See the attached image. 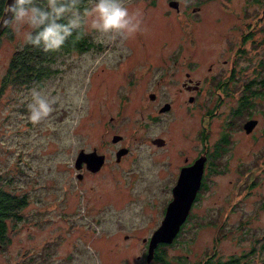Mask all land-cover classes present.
I'll use <instances>...</instances> for the list:
<instances>
[{
	"label": "rangeland",
	"instance_id": "1",
	"mask_svg": "<svg viewBox=\"0 0 264 264\" xmlns=\"http://www.w3.org/2000/svg\"><path fill=\"white\" fill-rule=\"evenodd\" d=\"M201 1V11H193L192 1L182 12H169V2L159 0L142 16V30L127 37L98 32L85 15L81 27L93 42L90 48L58 49L41 84L1 91L0 185L27 193L29 202L23 219L9 222L10 241L0 246V264H162L147 262L143 238L161 223L179 166L203 144V131L211 146L227 135L229 143L222 144L227 150L211 158L207 186L166 256L173 263L196 264L217 249L223 259L236 254L243 264H264V97L239 118L231 112L264 58V0ZM92 3L87 0V8ZM141 4L135 3L143 10ZM184 21H196L195 39L185 37ZM22 44V33L12 28L0 35V87ZM182 44L191 54L181 51ZM222 59L229 61L209 72ZM231 60L232 85L217 90L209 74L227 77ZM187 71L209 82L192 101L179 89ZM118 85L132 91L131 98L123 116L113 119L115 127L105 132L127 134L131 151L121 164L123 177L97 178L102 183L95 188L77 186L72 149L95 144L104 132L88 96ZM33 89L57 97L48 117L36 123L27 118ZM152 92L161 102L171 101V109L160 113ZM107 105L103 120L110 122L118 104ZM248 117L258 119L250 132L241 127ZM157 135L168 139L167 148L152 144ZM253 179L257 184L247 188Z\"/></svg>",
	"mask_w": 264,
	"mask_h": 264
},
{
	"label": "clouds",
	"instance_id": "2",
	"mask_svg": "<svg viewBox=\"0 0 264 264\" xmlns=\"http://www.w3.org/2000/svg\"><path fill=\"white\" fill-rule=\"evenodd\" d=\"M77 0H0V25H8L22 33L24 43L40 46L44 50H57L66 38L79 29L84 16H90V26L100 33L127 37L142 30L143 12L130 10L124 0H94L83 14L74 5ZM79 38V32H76ZM83 94L77 98L83 102ZM57 97L39 89L31 91L27 118L36 123L48 117Z\"/></svg>",
	"mask_w": 264,
	"mask_h": 264
},
{
	"label": "flooded vegetation",
	"instance_id": "3",
	"mask_svg": "<svg viewBox=\"0 0 264 264\" xmlns=\"http://www.w3.org/2000/svg\"><path fill=\"white\" fill-rule=\"evenodd\" d=\"M158 1L159 0H124L126 5L133 4V8H131V10L136 9L138 7L135 5V3L142 2V4L139 6H141L143 8V10H142L143 16L148 15V13H149L147 11L148 8H151V7L153 8V7L158 6V4H157ZM166 1L169 2L170 0H165V2ZM192 1H193L192 7L197 8L196 9L197 11H201L203 8V4H202L201 0L200 1L187 0V4H185V2L183 0H178V3H179L178 8L171 6L169 4L170 7L165 9V11L170 12L172 10H176L177 12H182V10L185 9V5L187 7ZM196 10H193V11L196 12ZM195 22L196 21H184L183 22V24L185 25L184 28L186 30V36L185 37H192L193 39H195V37H194V25H196V27L198 29V26ZM262 24H264V23L261 21V25ZM250 31L253 32L252 30H250ZM227 32H228V30H227ZM227 32H224V33H227ZM245 34L243 36H240L241 42H244ZM182 48H183V51L185 50V51H187L188 54H191V51L189 50L188 45L182 44L181 51H182ZM173 53H174V51L171 54H173ZM227 61H229V60L228 59H222L221 61L216 60V62H213L209 66V69H210L209 72H211L213 70V68L216 65L220 64L221 62L227 64ZM230 64H231L230 71H229V74L227 77H225V75H218V76L214 77V75L211 76V73L209 74V78H212L210 83L217 90L223 91V90H227L229 86L231 87V85H232L231 82L233 80L232 79L233 78V71H234V67H235V60H231ZM105 69H106V67L100 68L101 72L104 71ZM187 73H189L188 78L186 80L181 81V86L179 87V89L181 91H187L189 93V97L193 96V98H195V96H197V94L199 92H201L204 89V87L209 86V82L205 81V76L203 78H200V79H195L193 76H191L190 71H187ZM97 74L98 73L95 74L96 78L101 77V75L96 76ZM121 87H123V86H121ZM111 88L112 87H105V89L103 91L98 92L97 95H93L92 93H90L88 96V101H89L90 105H92L93 110L95 112H96V110H98V115H97L98 121L97 122H100V127L104 132L98 133V137L96 139V140H98V142H96L95 144L86 145V146L82 145L81 147L75 145L74 148L72 149V161L73 162L71 161L72 162L71 164L75 168L74 171H75L77 186H78V184L81 186L86 184L87 188H95V186L102 183V181L97 180V178L104 179L107 175L108 177H111V178L118 180V179L123 177V168H122L123 166L121 164L123 163V161H125L129 158V154L131 151L130 143L125 141L127 134H121V133L116 132V131L109 133V132H105V130H108V129L115 127L116 122L113 123L114 118L120 119V117L123 116L124 106L127 103V100L131 98L130 95L132 94V91L129 93L126 90L122 91L121 88L118 90L119 85L117 88L114 87L113 90H110ZM126 89H127V87H126ZM115 95L117 96V99H116ZM110 101L112 104H116V105L118 104L116 115L111 114V116H110V122L111 123L103 120L105 113H106L105 107L110 106V105H107ZM151 102L155 103L156 107H159V108L164 103L169 102L171 104V107H172L171 101L161 102L160 97L157 98L156 93H155V97L153 99H151ZM171 107H170V109H171ZM160 113H164V112H160ZM153 117L159 118V115L153 116ZM248 118H252V117H248ZM253 118H255V117H253ZM244 122H245V120H244ZM243 123L241 124L242 128H243ZM239 128H240V125H239ZM114 134H121L122 137L120 139L114 141L112 139ZM110 135H111V138L109 140L108 137H110ZM201 135L204 137V138H202L203 144L200 147H197L196 152L194 153L193 157H190V156L184 157V161L179 166V172L177 174V178H178L181 167L184 165L192 164L194 162V160L199 155H201V154L207 155L208 158H207L206 163H205V170H204L202 184H201V187L197 191V195H196V198H195L192 206L195 205L197 200L200 198L202 190L206 188V186H205L206 182L204 181V178H205L206 170L208 168V164L210 163V160H211L212 154H213V150H214V146H211L210 144H208L206 142V139H205L206 133L203 131V132H201ZM157 136L163 137L165 139L164 144L157 145L153 142H152V144L157 148H162V149L167 148L169 145L168 139L164 136H161V135H157ZM157 136H155V137H157ZM122 147H128L129 149L126 153L122 154L120 156V158L118 159L117 158V151ZM82 149L85 152L97 151L98 154L104 155L103 163L101 164L99 169H97V170L90 169V167L88 166L87 160H83L80 163H78V160H77L78 154H79L80 150H82ZM176 182H177V179L175 180V182L171 186V189H170L171 195H170V198L168 199V202L173 198V186L176 184ZM168 202H167V204H168ZM167 204H166V206H167ZM192 208L193 207H191L187 219L182 224L181 229L183 227H185V224L189 221V219H190L189 215L192 212ZM165 209H166V207H165ZM164 213H165V210H164ZM181 229H180V231H181ZM144 242H145V245L148 244L147 240Z\"/></svg>",
	"mask_w": 264,
	"mask_h": 264
},
{
	"label": "trees",
	"instance_id": "4",
	"mask_svg": "<svg viewBox=\"0 0 264 264\" xmlns=\"http://www.w3.org/2000/svg\"><path fill=\"white\" fill-rule=\"evenodd\" d=\"M41 2L46 4L47 0H41ZM74 6L83 13V10L88 7L87 0H77ZM9 30L10 27L7 25L1 34L7 33ZM262 30L264 31V28H262ZM77 31L79 32L78 39L76 38ZM248 34L249 32L245 34V38ZM263 39L264 35L260 38V41ZM92 45L93 42L89 35L86 34L80 26L79 29L74 30V32L66 38L65 43L59 49H63L64 51L72 49L82 51L90 48ZM57 51L58 49L44 50L40 46L30 45L23 42V44L20 47H17L12 53L6 73L2 79L0 93L8 85L26 87L32 86L33 83L41 84L44 76L51 71L50 62L54 59L56 53H58ZM258 64L260 67L258 77L250 79L248 82L246 81L244 83L237 105L231 110L234 118L243 116L244 112L254 105L255 100L264 97V58ZM202 138L204 137L202 136ZM224 143L226 145L229 143L227 135H223L214 145L212 154L213 158L219 157L227 150V147H222V144ZM210 169L213 171L215 170L216 172L222 171V169L217 170V168ZM252 171L253 169L249 168V173L246 174V176H249ZM6 183L10 184L11 182L8 180ZM256 184L257 179H253L250 181L247 188L250 189ZM205 186L207 185L205 184ZM28 202L29 196L27 193H15L14 191L8 190L3 185H0V246H5L10 241V236L8 234L9 222L12 221L13 224H15L17 221L23 219L22 210ZM190 216H192V213H190L189 217ZM177 239L176 235L171 243H159L155 249V256L152 260L159 261L162 264H178L171 262L166 256L167 247L173 245ZM216 250L217 249H214L211 253L205 255L196 264H243L241 256L233 254L229 258L223 259L221 256L217 255Z\"/></svg>",
	"mask_w": 264,
	"mask_h": 264
},
{
	"label": "water",
	"instance_id": "5",
	"mask_svg": "<svg viewBox=\"0 0 264 264\" xmlns=\"http://www.w3.org/2000/svg\"><path fill=\"white\" fill-rule=\"evenodd\" d=\"M169 4L174 7H179L178 0H170ZM197 8H193L196 10ZM7 25H0V35ZM150 97L154 98L155 93H150ZM193 96L189 97L192 101ZM171 104L169 102L164 103L160 108V112L170 109ZM258 123L257 118H248L243 123V127L246 132H250L254 126ZM121 134H114L112 139L114 141L120 139ZM152 142L157 145H162L165 142L163 137L157 136L152 138ZM128 147H122L117 151V158L128 151ZM86 158V159H85ZM206 154L199 155L192 164L184 165L180 169L179 176L176 184L173 186V198L168 202L163 219L161 223L153 230L152 234L148 238L145 236L144 241H148L146 260L150 262L155 256V249L159 243H171L178 232L181 229L182 224L188 217L192 204L196 198L197 191L201 187L205 163L207 160ZM78 163L83 160L88 161V166L92 170H97L101 166L104 160V155L98 154L97 151L85 152L83 149L78 154Z\"/></svg>",
	"mask_w": 264,
	"mask_h": 264
},
{
	"label": "bare ground",
	"instance_id": "6",
	"mask_svg": "<svg viewBox=\"0 0 264 264\" xmlns=\"http://www.w3.org/2000/svg\"><path fill=\"white\" fill-rule=\"evenodd\" d=\"M180 232V231H179Z\"/></svg>",
	"mask_w": 264,
	"mask_h": 264
}]
</instances>
